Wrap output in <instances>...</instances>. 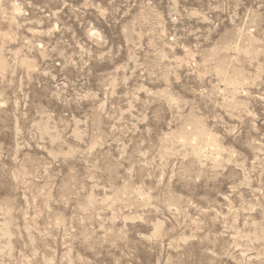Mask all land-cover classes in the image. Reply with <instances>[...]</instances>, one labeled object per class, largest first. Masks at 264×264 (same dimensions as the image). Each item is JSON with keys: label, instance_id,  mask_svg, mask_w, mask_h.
I'll list each match as a JSON object with an SVG mask.
<instances>
[{"label": "rangeland", "instance_id": "1", "mask_svg": "<svg viewBox=\"0 0 264 264\" xmlns=\"http://www.w3.org/2000/svg\"><path fill=\"white\" fill-rule=\"evenodd\" d=\"M0 264H264V0H0Z\"/></svg>", "mask_w": 264, "mask_h": 264}]
</instances>
